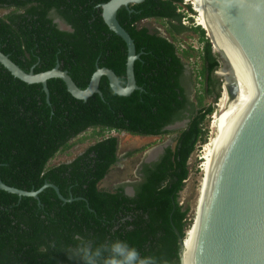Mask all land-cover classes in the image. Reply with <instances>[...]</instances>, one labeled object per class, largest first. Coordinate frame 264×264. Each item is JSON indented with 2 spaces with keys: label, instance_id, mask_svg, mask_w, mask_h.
Listing matches in <instances>:
<instances>
[{
  "label": "trees",
  "instance_id": "16d2710c",
  "mask_svg": "<svg viewBox=\"0 0 264 264\" xmlns=\"http://www.w3.org/2000/svg\"><path fill=\"white\" fill-rule=\"evenodd\" d=\"M110 0H0V52L24 72L52 70L57 64L80 89H85L96 66L114 72L126 85V47L111 33L100 6ZM180 0H145L121 8L117 21L134 42L136 84L142 91L119 97L102 78L99 91L86 102L75 100L59 79L47 82L49 105L41 85H28L0 66V180L8 187L30 192L44 184L74 201L63 203L51 188L38 200L19 198L0 190V264H71L64 251L77 235L96 244L127 241L141 256L153 255L167 264H178L179 239L185 236L186 216L178 203L188 178V161L207 142L204 122L213 108L197 111L183 86L185 63L191 55L176 46L181 25ZM21 14L16 15V12ZM54 11L71 32L59 31L48 15ZM145 20L165 24L167 37L140 26ZM201 51L199 77L203 92L214 84L219 68L205 32L198 27ZM188 120L176 131L173 148H166L156 163L143 166L135 196L122 189L98 188L116 162L118 141L104 138L70 165H50L70 142L89 129L93 136L106 131L157 137L164 129ZM98 130V132H96ZM93 152V163L85 159ZM46 249V251H45Z\"/></svg>",
  "mask_w": 264,
  "mask_h": 264
},
{
  "label": "water",
  "instance_id": "95a60500",
  "mask_svg": "<svg viewBox=\"0 0 264 264\" xmlns=\"http://www.w3.org/2000/svg\"><path fill=\"white\" fill-rule=\"evenodd\" d=\"M144 1L110 0L100 6L104 24L126 47L124 87L113 71L97 66L85 89L78 88L58 64L43 73L35 74L33 68L24 72L0 52V66L25 84L41 85L48 105L47 82L52 79L61 80L71 97L83 102L93 95L102 97L99 84L103 77L119 97L141 92L134 77V63L141 53L136 54L133 40L117 21V12ZM203 2L214 32H205V37L221 63L222 76H215L220 79L222 96L211 166L198 215L190 227L194 232L187 264H264V0ZM188 122H177L164 131L182 129ZM47 188L63 203L74 201L64 199L47 183L38 191L25 192L0 180L1 191L19 198L38 200ZM127 191L132 197L133 190ZM185 236L179 239L178 264H186Z\"/></svg>",
  "mask_w": 264,
  "mask_h": 264
},
{
  "label": "rangeland",
  "instance_id": "374dc122",
  "mask_svg": "<svg viewBox=\"0 0 264 264\" xmlns=\"http://www.w3.org/2000/svg\"><path fill=\"white\" fill-rule=\"evenodd\" d=\"M191 8L192 7L190 3L187 4L184 1H181L178 7V11H180L179 13L183 15L181 25L186 27L188 30L183 34L176 36V46L179 48V51L188 50L190 47V53L192 55L189 59L184 61L186 71L183 79V86L189 96L190 102L195 106V111H197L198 109L197 99L201 96L203 97L202 108L206 109L208 107H212L214 110L213 113L209 117H207L204 122V126L207 129V142L200 149H198L197 147V149L189 158V175L178 198L179 205L184 210H188L185 227V233H187V235L184 239V242L191 233L190 227L192 226L193 220L195 219L194 215L196 216L195 209L201 181L203 178V169L206 163L205 157L207 155V149L209 148V145L215 139L214 130L211 128V124L214 121V116L218 112L217 104L221 97L220 79L215 76L216 74H218L219 69L213 74L214 85L210 93L205 94L203 92V89H205V84H200L201 78L199 77V71L201 68V60L198 53L201 51L202 46L198 42V31L193 30L194 28L197 29L200 26L197 22V15ZM3 13L7 12H2L1 14ZM140 26L148 28L151 32L164 34L167 37L165 33L166 26L164 22L145 20L140 23ZM219 65V68H221V63ZM179 130L181 129L171 130L168 131L169 134H164L157 137H140L129 135L127 133H116L114 131H108L99 138L93 136L94 131L88 130L85 134H82L81 136H78L75 140H73V143L75 144L72 146V148L67 152L57 155L50 162V165H57L73 159L92 142L108 137H115L118 141L117 156L121 160L116 166L110 169L108 176L103 181H101L98 186L100 190L114 192L120 186L127 188L128 184L135 182L137 183L135 177L137 176L139 168L143 165V161L146 160V156L149 154V152L162 146L173 148L175 145V140L177 138L176 131ZM96 132H98V130H96Z\"/></svg>",
  "mask_w": 264,
  "mask_h": 264
},
{
  "label": "clouds",
  "instance_id": "9594fccd",
  "mask_svg": "<svg viewBox=\"0 0 264 264\" xmlns=\"http://www.w3.org/2000/svg\"><path fill=\"white\" fill-rule=\"evenodd\" d=\"M64 251L71 264H167L153 255L141 256L137 248L124 240L96 244L77 235Z\"/></svg>",
  "mask_w": 264,
  "mask_h": 264
},
{
  "label": "bare ground",
  "instance_id": "6f19581e",
  "mask_svg": "<svg viewBox=\"0 0 264 264\" xmlns=\"http://www.w3.org/2000/svg\"><path fill=\"white\" fill-rule=\"evenodd\" d=\"M182 1L186 2L187 4L190 3V5L192 7L191 9L197 15V22H198L200 28L203 29V31L206 32V33H209L210 31L213 32V28H212L211 21H210L209 15H208V11H207V8H206L203 0H182ZM218 71H219L218 75L222 76V70H218ZM221 96H222V89H221ZM220 104H221V97H220L219 102L217 104L218 112L214 116V118H213L214 121L211 124V128L214 130V134H215L214 138L215 139L213 140V142L209 145V148L207 149L208 152H207V155L205 157L206 158L205 159L206 163H205L204 169H203V178H202V181H201V185H200V189H199V195H198V200H197L196 209H195L196 216L194 215V218L197 217L198 212H199L198 205H199V202H201V200H200L201 199V195L204 193L203 191L205 190V186H206V182H207V178H208V174H209V170H210V166H211V161H212V156H213V151H214V146H215V141H216V136H217ZM161 149L162 148L159 147L157 149H154L153 151H150L148 156L150 155V158H153V157L157 156L161 152ZM128 192H130V191H128ZM193 232H194V230L191 229L190 235L188 236V238L184 242V248H186L184 259H185L186 264H187V261H188L189 250H190V245H191V239H192ZM186 235H187V233H186Z\"/></svg>",
  "mask_w": 264,
  "mask_h": 264
},
{
  "label": "flooded vegetation",
  "instance_id": "af4514ba",
  "mask_svg": "<svg viewBox=\"0 0 264 264\" xmlns=\"http://www.w3.org/2000/svg\"><path fill=\"white\" fill-rule=\"evenodd\" d=\"M2 12H6V11H3V10H1L0 11V15L1 16H3V15H5V14H7V13H3V14H1ZM18 14H21V11H17L16 12V15H18ZM48 19H50L51 21H52V24L53 25H55L56 26V28L59 30V31H62V32H71V28H70V26H68V24L66 23V21L62 18V17H60L59 15H57L54 11H51L50 13H49V15H48ZM185 71H186V68H185ZM185 71H184V74H183V76L185 75ZM214 85V84H213ZM213 87V86H212ZM212 87L210 88V90L212 89ZM89 130H92V129H89ZM88 131V130H87ZM86 131V132H87ZM93 131V130H92ZM86 132H84L83 134H85ZM106 132H108V131H106ZM105 132V133H106ZM116 133H119V132H116ZM120 133H123V132H120ZM82 135V134H81ZM80 135V136H81ZM97 137V136H96ZM99 138V137H98ZM99 141L100 140H98V141H95V142H92V143H90L87 147H85L84 148V150L81 152V153H79L76 157H74L73 159H71V160H68V161H66V162H64V163H60V164H57V165H61V164H64V165H70V164H72L77 158H79V157H81V156H84L86 153H87V151L88 150H90V148H92V147H94L96 144H98L99 143ZM75 143H73V140L70 142V145H71V147L67 150V151H69L71 148H72V146L74 145ZM164 151H165V149L166 148H168L167 146H162L161 147ZM162 149H161V152L157 155V156H155V157H153V158H150V155L148 156H146V160L145 161H143V165L139 168V170H138V172H137V176L135 177L136 178V180H137V183L135 182V183H131V184H128V187L127 188H125V187H123V186H120V187H118L117 189H122V191H123V194L126 196V197H129L128 196V194H129V192L127 191V189L128 188H131L132 190H133V196L132 197H129V198H133L134 196H135V186L136 185H138L140 182H141V180H142V177H143V173H142V170H143V166L144 165H148V164H153V163H156L158 160H159V158L164 154V151H163V153H162ZM67 151H65V152H67ZM64 153V152H63ZM162 153V154H161ZM60 154H62V153H60ZM93 157H94V153L93 152H91V153H89L88 155H87V158L85 159V161L89 164V163H93ZM150 159V160H149ZM121 159L117 156V152H116V162H115V164L113 165V167L114 166H116L118 163H119V161H120ZM150 162V163H149ZM109 174V173H108ZM108 174L105 176V178L108 176ZM116 189V190H117ZM179 255V254H178Z\"/></svg>",
  "mask_w": 264,
  "mask_h": 264
},
{
  "label": "built area",
  "instance_id": "2783aa9c",
  "mask_svg": "<svg viewBox=\"0 0 264 264\" xmlns=\"http://www.w3.org/2000/svg\"><path fill=\"white\" fill-rule=\"evenodd\" d=\"M178 12H180V11H178Z\"/></svg>",
  "mask_w": 264,
  "mask_h": 264
}]
</instances>
